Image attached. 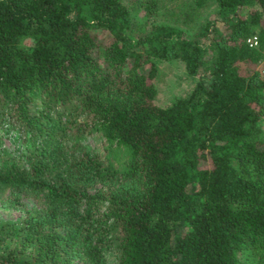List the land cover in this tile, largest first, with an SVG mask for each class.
Wrapping results in <instances>:
<instances>
[{
    "label": "trees",
    "instance_id": "trees-1",
    "mask_svg": "<svg viewBox=\"0 0 264 264\" xmlns=\"http://www.w3.org/2000/svg\"><path fill=\"white\" fill-rule=\"evenodd\" d=\"M213 1L0 0V264H264V0Z\"/></svg>",
    "mask_w": 264,
    "mask_h": 264
},
{
    "label": "rangeland",
    "instance_id": "rangeland-1",
    "mask_svg": "<svg viewBox=\"0 0 264 264\" xmlns=\"http://www.w3.org/2000/svg\"><path fill=\"white\" fill-rule=\"evenodd\" d=\"M215 7V2L213 0H209V2L201 10L200 14L205 17H212ZM185 10L186 8L183 6V3L180 6L165 3L157 14L156 19L158 21L174 23L186 31L191 32L194 30L196 22H189V20L186 21L188 18H186L183 14ZM135 15L137 14L135 13ZM156 63L158 69L156 76L153 79L156 86L154 102L160 106H165L175 96L186 94L192 88L196 77L187 74L184 62L179 59H157ZM9 133L0 129V136L3 145H11V137H8ZM82 142L92 147L99 154L104 156L106 155L104 139L98 133L84 134L82 137ZM7 193L8 191L0 192V199L6 196ZM22 197L23 200L29 205L36 203V199L30 195L23 194ZM19 216L20 212L18 209L0 201L1 218L14 220Z\"/></svg>",
    "mask_w": 264,
    "mask_h": 264
},
{
    "label": "built area",
    "instance_id": "built-area-1",
    "mask_svg": "<svg viewBox=\"0 0 264 264\" xmlns=\"http://www.w3.org/2000/svg\"><path fill=\"white\" fill-rule=\"evenodd\" d=\"M257 36L256 35H252L250 37L247 38V42L249 43V45H255L257 43Z\"/></svg>",
    "mask_w": 264,
    "mask_h": 264
}]
</instances>
